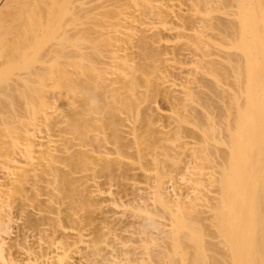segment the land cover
I'll use <instances>...</instances> for the list:
<instances>
[{
    "label": "bare ground",
    "instance_id": "1",
    "mask_svg": "<svg viewBox=\"0 0 264 264\" xmlns=\"http://www.w3.org/2000/svg\"><path fill=\"white\" fill-rule=\"evenodd\" d=\"M119 257L264 264V0H0V264Z\"/></svg>",
    "mask_w": 264,
    "mask_h": 264
},
{
    "label": "rangeland",
    "instance_id": "2",
    "mask_svg": "<svg viewBox=\"0 0 264 264\" xmlns=\"http://www.w3.org/2000/svg\"><path fill=\"white\" fill-rule=\"evenodd\" d=\"M121 211L119 210V212L116 214V216H118L117 218V221L118 222H120L119 224H120V226H122L123 224H126V222H128L129 221V223H133L134 221L133 220H135V222H134V224H137L138 222V218L137 217H134V216H132L131 217V212H129V210L127 211V212H125L124 214L121 212ZM120 219V220H119ZM121 220H124V223L122 224L121 222H123V221H121ZM130 220H131V222H130ZM122 224V225H121ZM134 224L132 225V224H130L129 225V229H128V231L126 232V231H122V232H120V235L118 234V236H116V239H118V240H115L114 241V244L113 243H111V248L109 247V250L114 254L115 253V255H118V256H120V252L121 251H119V250H124V247L121 245V243L120 242H118L119 241V239H121L120 237H122V239L124 238V237H127V238H124L125 240L126 239H128V240H130V241H127V243H126V248H128L129 250H132L131 252H135V253H137V252H139L140 250H141V247H139V244H144V243H140V238H145V236L143 235V234H141V228L142 227H140L139 226V224H137V226L135 225V227H134ZM131 225H132V227H131ZM119 226V225H118ZM134 227V228H133ZM139 227H140V229H139ZM137 228V229H136ZM133 230V231H132ZM137 230H138V232H137ZM140 230V231H139ZM129 231H131V232H129ZM136 233H135V232ZM132 233V234H131ZM124 235V236H123ZM131 235V236H130ZM132 241V242H131ZM116 242V243H115ZM112 244H113V246H112ZM117 246H116V245ZM122 246V247H120V245ZM129 244V245H128ZM114 245H115V247H114ZM136 245V247H134ZM219 245V244H218ZM133 246V247H132ZM220 246H221V244H220ZM113 248H115V250L117 249L118 251H119V253H117L118 251H115ZM122 248V249H121ZM131 248H133V249H131ZM135 249V250H134ZM134 250V251H133ZM115 251V252H114ZM117 253V254H116ZM132 253V254H133ZM134 256V255H133ZM122 257V256H121ZM121 257H119V259L121 260H119V259H117V260H119V262H117L118 264H121V262H122V260L124 259H121ZM136 257V256H135ZM116 260V261H117ZM123 262H124V260H123ZM83 264V263H82Z\"/></svg>",
    "mask_w": 264,
    "mask_h": 264
}]
</instances>
